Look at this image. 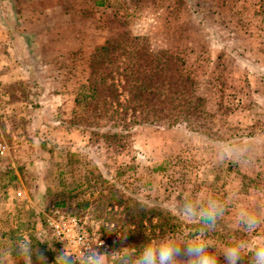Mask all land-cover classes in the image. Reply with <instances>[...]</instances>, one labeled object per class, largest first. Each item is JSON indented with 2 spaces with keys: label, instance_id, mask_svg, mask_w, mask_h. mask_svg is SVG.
I'll use <instances>...</instances> for the list:
<instances>
[{
  "label": "rangeland",
  "instance_id": "374dc122",
  "mask_svg": "<svg viewBox=\"0 0 264 264\" xmlns=\"http://www.w3.org/2000/svg\"><path fill=\"white\" fill-rule=\"evenodd\" d=\"M74 2L84 4L91 21L78 20L91 28L81 49L59 52L48 40L46 48L42 43L45 57L38 51L29 68L17 66L23 45L17 48L11 36L0 33V264H15L10 250L21 237L31 239L39 254L51 250L56 257L65 243L63 236L57 240L63 217L78 223L67 226V233L106 234L110 253L98 264H114L111 251L122 245L139 248L164 235L153 217L134 223L130 241L127 234L118 237L115 231L133 226L123 223V214L109 223L97 218L94 199L101 190L107 211L119 197L138 200L171 214L174 231L190 235L196 225L181 215L183 200L215 195L226 210L209 237L228 244L241 207L264 213V0H105L101 7ZM70 31L63 34L74 42ZM121 33L147 35L153 48L183 58L213 116L214 138L178 127L137 126L132 149L119 152L110 141L66 122L72 116L71 80L84 78L77 67L71 77V67ZM9 78L16 81L8 83ZM222 152L227 156L220 161ZM121 208L116 204L114 210ZM255 235H264V214ZM41 239L55 240L58 248L36 244ZM45 257V264L54 263ZM32 262L40 264L37 253Z\"/></svg>",
  "mask_w": 264,
  "mask_h": 264
},
{
  "label": "trees",
  "instance_id": "16d2710c",
  "mask_svg": "<svg viewBox=\"0 0 264 264\" xmlns=\"http://www.w3.org/2000/svg\"><path fill=\"white\" fill-rule=\"evenodd\" d=\"M76 67L84 78L71 80L72 116L66 122L71 127L89 131L96 138L110 141L117 151L132 149V132L137 126L178 127L214 138L210 137L215 128L213 116L204 98L196 93L195 82L185 69V61L167 49L153 48L147 35L121 33L107 38L103 44L94 46L78 66L71 67V77H76ZM215 135L218 137L215 139H222L217 133ZM160 168L161 165L155 167ZM106 192L112 194L111 190ZM104 196L102 190L97 192L93 212L106 223L115 214H123L127 219L123 223L129 222L133 226L127 233L129 241L134 223L140 225L153 217L158 218L159 223L154 226L158 225L161 233L174 231L171 214L147 208L138 200L120 197L115 203L122 207L121 210H114L116 204L111 203L110 211H107L102 203ZM89 205V201L84 202V206ZM45 241L36 244L50 249L51 242L58 248L55 240ZM44 256L55 261L51 250H47Z\"/></svg>",
  "mask_w": 264,
  "mask_h": 264
},
{
  "label": "clouds",
  "instance_id": "9594fccd",
  "mask_svg": "<svg viewBox=\"0 0 264 264\" xmlns=\"http://www.w3.org/2000/svg\"><path fill=\"white\" fill-rule=\"evenodd\" d=\"M226 156L227 153L222 152L218 159L223 161ZM225 210L226 202L212 194L184 199L179 211L185 220L196 225L190 230L194 235H190L189 231H174L149 240L139 248L122 245L119 250L111 251L114 253V264H244L245 258L247 264H264V235H255L264 213L241 207L231 228L233 235L230 242L221 246L209 237V233L215 229ZM115 232L121 239H125L128 233ZM254 235L255 238H252ZM61 236L65 243L54 264H98L110 253L106 234L100 231L90 237L79 232L67 235L57 233V240ZM40 242L46 241L41 239ZM10 251L15 264H21V261L33 264L34 253H37L40 264L46 262V257L38 253L29 238H17ZM181 253L186 258L182 259ZM220 255H223L222 261L218 259Z\"/></svg>",
  "mask_w": 264,
  "mask_h": 264
},
{
  "label": "crops",
  "instance_id": "0c3cea01",
  "mask_svg": "<svg viewBox=\"0 0 264 264\" xmlns=\"http://www.w3.org/2000/svg\"><path fill=\"white\" fill-rule=\"evenodd\" d=\"M88 2L91 6L101 7L105 0H88ZM71 4L76 6L71 7ZM83 5L80 6V3H75L74 0H0V20L2 21L0 33L11 36L13 41L17 42V48H19L18 44L21 47L23 45L21 48L22 61L18 58L17 66L22 65L29 68L38 51L41 52L42 57H45L42 43H45L44 48H46L48 40L49 45L59 52L85 47L86 39L83 35L91 33L90 23H84L82 26L80 22L86 19L91 21L89 20L90 16H87L84 9H81ZM73 19H76L75 24L72 23ZM80 19L81 21L78 23ZM65 28L66 30L71 29L70 33L73 34V39H76L74 42L65 39L67 36L63 34ZM10 45H8L9 48ZM18 78L20 77L18 76ZM7 81L11 83L16 81V78H9ZM1 247L2 240H0Z\"/></svg>",
  "mask_w": 264,
  "mask_h": 264
},
{
  "label": "built area",
  "instance_id": "2783aa9c",
  "mask_svg": "<svg viewBox=\"0 0 264 264\" xmlns=\"http://www.w3.org/2000/svg\"><path fill=\"white\" fill-rule=\"evenodd\" d=\"M62 227H61V233H63L64 235H67L68 233V228H67V226H70L71 228H76V226H77V220L76 219H74V218H68V217H63L62 218Z\"/></svg>",
  "mask_w": 264,
  "mask_h": 264
}]
</instances>
